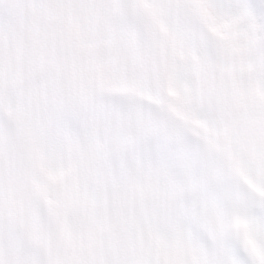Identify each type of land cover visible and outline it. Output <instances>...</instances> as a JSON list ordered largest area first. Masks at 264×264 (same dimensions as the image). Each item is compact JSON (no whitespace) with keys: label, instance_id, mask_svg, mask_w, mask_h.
I'll return each mask as SVG.
<instances>
[{"label":"snow or ice","instance_id":"6c2138e0","mask_svg":"<svg viewBox=\"0 0 264 264\" xmlns=\"http://www.w3.org/2000/svg\"><path fill=\"white\" fill-rule=\"evenodd\" d=\"M0 264H264V0H0Z\"/></svg>","mask_w":264,"mask_h":264}]
</instances>
